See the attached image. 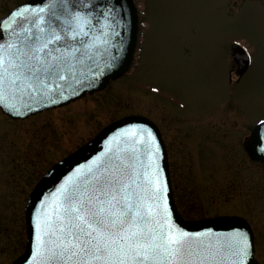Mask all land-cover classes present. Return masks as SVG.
Returning a JSON list of instances; mask_svg holds the SVG:
<instances>
[{
	"label": "rangeland",
	"instance_id": "1",
	"mask_svg": "<svg viewBox=\"0 0 264 264\" xmlns=\"http://www.w3.org/2000/svg\"><path fill=\"white\" fill-rule=\"evenodd\" d=\"M25 1L0 0V20ZM133 1L141 28L128 74L22 121L0 113V264L23 249V208L40 176L126 115L159 127L178 214L244 218L255 259L264 264V166L241 147L252 125L264 120V0ZM235 43L252 58L240 80L230 58Z\"/></svg>",
	"mask_w": 264,
	"mask_h": 264
},
{
	"label": "snow or ice",
	"instance_id": "2",
	"mask_svg": "<svg viewBox=\"0 0 264 264\" xmlns=\"http://www.w3.org/2000/svg\"><path fill=\"white\" fill-rule=\"evenodd\" d=\"M128 27L127 8L114 0H41L11 11L0 23V110L26 117L95 86L121 59ZM256 131L264 155V120ZM161 160L147 125L109 136L38 201L26 264H250L248 232H189L175 222Z\"/></svg>",
	"mask_w": 264,
	"mask_h": 264
},
{
	"label": "water",
	"instance_id": "3",
	"mask_svg": "<svg viewBox=\"0 0 264 264\" xmlns=\"http://www.w3.org/2000/svg\"><path fill=\"white\" fill-rule=\"evenodd\" d=\"M40 2L41 0H29L28 2L20 6H24V5L34 6L36 4H39ZM95 2L103 3L104 0H95ZM114 2L127 8L129 27L127 32L124 34L125 45H126L125 50L122 54L121 59L118 61L117 65L112 70L107 71L105 75L102 76L99 79V81H97L95 86L80 90L79 95L71 96L69 99L62 101L61 103L56 105L41 107V109L38 112H32L26 117L11 116L5 113L3 110L0 111L4 115L11 118L12 120H23L37 113H41L46 110L65 106L70 102L80 99L86 94L99 92L103 90L110 81H114L120 78L121 76H123L130 69L133 62V55L135 51L136 35H137V14L132 0H114ZM19 7H17L16 9H18ZM8 16L9 14L4 19H2L0 23H2L6 18H8ZM230 48L232 51V58L238 66L236 75L240 76L247 69L246 67H248L249 65V60L245 56L242 47L237 49L236 44H234ZM87 70H88L87 67H85L84 71L87 72ZM79 71L80 70L78 69V74ZM131 124L147 125L157 135L159 141L162 144L161 164L166 169V176L169 181L166 153L161 137L156 127L147 119L138 116H128L119 119L115 122H112L111 124L103 128L94 138H92L87 143H85L80 148H78L76 151L72 152L71 154H69L68 156H66L56 164H54L49 170H47L43 174L40 180L35 184L32 191L28 195L27 203L24 208L25 236H26L24 250L22 254L19 257H17L11 264H26L27 259L30 257L31 243H32L31 218H32V213L35 210V207L38 201L41 199L42 195L47 194L48 192L54 190V186L56 185V183L61 179L63 175H65L72 168H74L78 164L86 163L87 160L90 159L93 155H96L99 152H101L103 150L104 141L109 136L113 135L122 128L128 127ZM256 128L257 126L253 128V131L251 132L249 137L246 138V141L243 144V148L251 160L259 162L264 165V155H261L258 151L261 144L258 142V133L256 131ZM170 205L174 209L173 218L175 222L186 231L204 232L208 229H211L213 232L224 233V232H231L234 230H240V231L248 232L250 234L251 239L253 240V234L250 231L251 229L249 225L247 224L246 221H244L239 217L222 216V217L207 218V220L201 219L197 221H184L177 214V211L173 203L172 194H170ZM250 264H258V263L255 260V258H251Z\"/></svg>",
	"mask_w": 264,
	"mask_h": 264
},
{
	"label": "flooded vegetation",
	"instance_id": "4",
	"mask_svg": "<svg viewBox=\"0 0 264 264\" xmlns=\"http://www.w3.org/2000/svg\"><path fill=\"white\" fill-rule=\"evenodd\" d=\"M159 128V127H158ZM166 150H167V148H166Z\"/></svg>",
	"mask_w": 264,
	"mask_h": 264
}]
</instances>
